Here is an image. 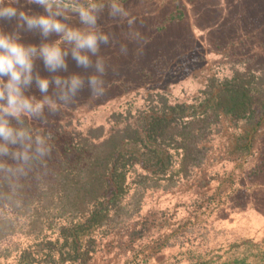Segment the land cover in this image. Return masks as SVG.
Listing matches in <instances>:
<instances>
[{
  "label": "rangeland",
  "instance_id": "obj_1",
  "mask_svg": "<svg viewBox=\"0 0 264 264\" xmlns=\"http://www.w3.org/2000/svg\"><path fill=\"white\" fill-rule=\"evenodd\" d=\"M64 4L53 7L63 12L55 19L68 29L97 34V51L81 50L87 66L78 64L75 45L61 41L62 34L44 35L38 27H17L16 19L0 20L5 32L19 33V43L37 49L32 80L22 93L33 104L42 103L39 112L4 114L17 142L0 138V148L6 149L0 152V176L20 181L35 172L50 178L49 165L70 156V146L85 139L100 142L163 101L196 104L236 73L252 76L264 92V0ZM91 5H96L94 28L75 11ZM14 6L28 15H48L27 0ZM57 41L67 53L65 67L50 70L39 50ZM37 77L48 80L46 91L40 90ZM73 77L81 81L75 90L70 88ZM0 104L7 106L6 101ZM254 109L251 121L213 120L199 144L202 159L186 175L140 184V171L130 173L120 210L92 230L90 258L84 264H264V113L258 103ZM63 222L59 218L52 224ZM52 232L48 227V239ZM31 242L20 232L1 240L0 264H14L17 252Z\"/></svg>",
  "mask_w": 264,
  "mask_h": 264
},
{
  "label": "trees",
  "instance_id": "obj_2",
  "mask_svg": "<svg viewBox=\"0 0 264 264\" xmlns=\"http://www.w3.org/2000/svg\"><path fill=\"white\" fill-rule=\"evenodd\" d=\"M205 95L196 104L163 101L160 108L139 115L100 142L85 139L70 146V156L49 165L50 178L35 172L20 181L1 175L0 241L15 232L32 237L31 244L17 252L14 264H84L90 258L92 230L120 210L130 173L140 171V184L186 175L202 159L199 144L213 120L225 116L251 121L257 103L264 113V92L244 73ZM0 169L4 170L3 163ZM59 218L64 222L52 224ZM48 227L53 230L49 239ZM4 252L8 254V249Z\"/></svg>",
  "mask_w": 264,
  "mask_h": 264
},
{
  "label": "clouds",
  "instance_id": "obj_3",
  "mask_svg": "<svg viewBox=\"0 0 264 264\" xmlns=\"http://www.w3.org/2000/svg\"><path fill=\"white\" fill-rule=\"evenodd\" d=\"M27 2L43 6L48 15H28L14 6L19 3V0H0V20L16 19L17 27H22L23 24H26L29 29L38 27L44 35L51 32L62 34L61 41H68L75 45L73 55L78 64L87 66L89 64L88 57L82 55L81 50L92 53L97 51L98 38L95 31L82 32L68 29L64 23L55 19V16L63 15V12L53 11V7H65L64 0H27ZM95 10L96 5H91L88 9L75 8L81 21L90 28H94L96 24ZM19 39L18 32L7 33L0 26V101H6L7 104L6 107L0 104V138L12 143L17 142V136L13 134L14 130L9 121L5 119L4 114L18 116L22 112H39L42 108V103L33 104L22 93V88L32 80L33 59L37 55V49L32 45L25 46L19 43ZM100 39L105 40L106 38L101 36ZM61 41L51 45L44 44L39 50V55L42 56L45 66L50 70L65 67L64 56L67 53L62 52L60 48ZM5 77L7 78L6 83ZM36 79L40 90L46 91L48 80L39 77ZM55 82L57 85L62 83L58 78ZM63 83L67 84L68 82L64 81ZM92 83L95 84L96 81L93 79ZM80 84L81 81L73 77L70 81L71 90H75ZM18 136L22 139L23 133H19ZM5 151L6 149L0 148V152Z\"/></svg>",
  "mask_w": 264,
  "mask_h": 264
}]
</instances>
